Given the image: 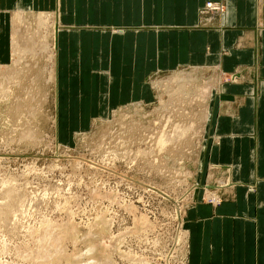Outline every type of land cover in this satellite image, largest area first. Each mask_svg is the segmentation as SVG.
<instances>
[{"label":"rangeland","instance_id":"1","mask_svg":"<svg viewBox=\"0 0 264 264\" xmlns=\"http://www.w3.org/2000/svg\"><path fill=\"white\" fill-rule=\"evenodd\" d=\"M12 3L0 12V264H189L196 189L218 205L232 185L229 166H198L216 75L161 72L152 99L62 123L55 13Z\"/></svg>","mask_w":264,"mask_h":264},{"label":"crops","instance_id":"2","mask_svg":"<svg viewBox=\"0 0 264 264\" xmlns=\"http://www.w3.org/2000/svg\"><path fill=\"white\" fill-rule=\"evenodd\" d=\"M14 1L0 0V12ZM207 1L222 11L206 25L199 11ZM24 2L27 11L55 13L62 123L152 99L148 78L161 72L193 67L203 78L216 75L198 166L200 175L209 165L229 166L232 185L218 205L196 189L184 215L188 261L264 264V0Z\"/></svg>","mask_w":264,"mask_h":264},{"label":"bare ground","instance_id":"3","mask_svg":"<svg viewBox=\"0 0 264 264\" xmlns=\"http://www.w3.org/2000/svg\"><path fill=\"white\" fill-rule=\"evenodd\" d=\"M213 3H214V2H213ZM209 4H210V3H209ZM210 7H214L213 9H214V10H217L218 12H219V11H222V6H217V5H214V4L211 3V4H210ZM219 7H220L221 9H220ZM20 12H21V10H20ZM21 15H22V14H21ZM5 17H6V16H5ZM3 21H4V20H3ZM1 25H2V24H1ZM54 27H55V26H54V24H53V30H52V39H53V40H54V36H55V30H54ZM52 44H53V50H54V42H53Z\"/></svg>","mask_w":264,"mask_h":264}]
</instances>
